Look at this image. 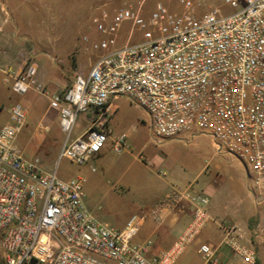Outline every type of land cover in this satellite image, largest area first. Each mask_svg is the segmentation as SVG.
Instances as JSON below:
<instances>
[{
    "label": "built area",
    "instance_id": "1",
    "mask_svg": "<svg viewBox=\"0 0 264 264\" xmlns=\"http://www.w3.org/2000/svg\"><path fill=\"white\" fill-rule=\"evenodd\" d=\"M149 1L121 7L96 23L95 40L82 38L97 57L69 88L50 94L37 80L28 51L21 52L23 67L8 83L18 96L33 89L47 97L46 113H58L65 135L59 158L78 166L89 164L108 145L118 155L130 150L128 135H115L109 126L115 97L141 107L160 140L209 135L220 153L244 164L260 211L253 237L264 245V0H154L146 17ZM165 2L183 11L173 12ZM2 11L9 15L5 5ZM124 22L131 23L130 36L149 29L144 40L119 44ZM89 111V126L72 138L78 116ZM9 116L0 128L3 264H176L210 221L206 193L172 186L155 207L132 215L123 229L100 223L85 205L82 176L62 179L57 168L44 171L38 158L27 159L17 147L27 118L22 104L13 103ZM40 129L50 132L44 121ZM183 200L192 209L189 225L169 249L148 257L152 242L136 243L134 237L147 220L158 221L162 210L172 211ZM225 231L235 254L258 264L259 249L241 243L236 228ZM199 252L204 264L218 263L209 245Z\"/></svg>",
    "mask_w": 264,
    "mask_h": 264
},
{
    "label": "rangeland",
    "instance_id": "2",
    "mask_svg": "<svg viewBox=\"0 0 264 264\" xmlns=\"http://www.w3.org/2000/svg\"><path fill=\"white\" fill-rule=\"evenodd\" d=\"M5 1L9 5L10 18L14 20V32L32 54L37 70H55L53 73L70 85L77 75L87 73L97 57V53L82 43V38L87 36L95 40L96 23L109 20L123 6H135L138 0ZM165 3L173 12L183 11L178 4ZM153 8L154 0H151L146 4L144 16L147 17ZM130 28V22L120 25L119 44L142 42L144 33L149 31L136 29L130 36ZM53 79L47 76L40 82L54 84ZM47 91L53 92L49 88ZM15 102L21 103L27 113L25 126L15 140L17 147L27 159L38 158L44 171L57 168L62 179L82 176L85 179L84 200L96 215L94 217L111 221V225H104L116 228L140 201L155 196L159 182H174L179 178L192 191L204 192L207 188L218 206L221 224L236 228L243 235L239 238L241 243L256 246L253 234L258 220L244 222L246 216L260 214L247 187L251 186V178L237 158L220 153L214 147L209 135L196 133L182 135L183 139L160 140L153 135L149 116L141 107L124 97H115L111 101L109 126L115 135H128L129 153L118 155L108 148L102 160L94 157L89 164L78 166L59 158L65 135L59 127L58 113L54 110L46 113L47 97L33 89L25 96H18L10 84L3 83L0 75V128L9 122V110ZM91 115L89 111L78 116L72 138L84 133ZM42 121L50 126V132L44 134L39 150L30 153L35 134H41L37 131ZM89 165L96 171L91 172ZM163 173L167 176L163 177ZM3 258L0 249V264Z\"/></svg>",
    "mask_w": 264,
    "mask_h": 264
},
{
    "label": "crops",
    "instance_id": "3",
    "mask_svg": "<svg viewBox=\"0 0 264 264\" xmlns=\"http://www.w3.org/2000/svg\"><path fill=\"white\" fill-rule=\"evenodd\" d=\"M5 5L9 11V5L5 0H0V75L3 77V83L9 85L8 80L10 75L18 72L23 67V61L20 57L22 51H27L22 39L16 35L14 32V20L10 18L9 15H5L2 11V6ZM30 52V51H28ZM55 70H37L38 81L45 80L47 76L54 78V82L43 83L45 87L53 92L51 94L63 91L69 88L72 84L66 83L59 75L53 73ZM36 75V77H37ZM76 78V77H75ZM51 85V86H50ZM48 107V105H47ZM40 128V125H39ZM39 133L35 134V139L33 144L30 146L28 152L35 153L39 150L44 139V133L41 129H38ZM117 135V134H116ZM176 139H183L182 137ZM186 139V138H185ZM17 145V144H16ZM111 149L108 145L100 154L96 156V159L102 160L106 154V149ZM60 152V149H59ZM125 153H129L126 151ZM89 165V170H90ZM94 167V166H93ZM91 171V170H90ZM92 172V171H91ZM69 179V178H63ZM172 186H176L180 189L190 188L181 179L176 178L174 182L161 181L157 184V189L155 196H148L144 200L140 201V204L136 206L128 216L123 218L117 229H123L126 225L128 219L134 214H140L155 207L162 198L167 194ZM249 186L250 190V185ZM204 192L209 196L210 202L208 207V212L210 216V221L207 226L201 231V233L195 238V240L186 247V249L177 258L176 264H204L200 255V247L204 244L209 245L215 257L218 259L217 264H247L240 257H238L229 243L226 241V227L220 222V212L218 206L213 203L209 191L207 188L203 189ZM87 209L96 216L92 210L89 209L87 202L84 200ZM96 219L103 224L111 225L110 220H104L102 218L96 217ZM192 219V209L187 200H183L180 204L172 211L162 210L160 212V219L158 221L147 220L141 227L139 233L134 237V242L144 243L151 241L152 245L148 249L147 256L153 257L159 252L169 249L174 242L180 237L184 232L186 227L189 225ZM251 219L259 220V215L253 216L248 215L244 218V222H248ZM243 236V235H241ZM255 241V239H254ZM255 247L260 251L259 264H264V245H259L255 241Z\"/></svg>",
    "mask_w": 264,
    "mask_h": 264
},
{
    "label": "trees",
    "instance_id": "4",
    "mask_svg": "<svg viewBox=\"0 0 264 264\" xmlns=\"http://www.w3.org/2000/svg\"><path fill=\"white\" fill-rule=\"evenodd\" d=\"M258 264H259V262H258Z\"/></svg>",
    "mask_w": 264,
    "mask_h": 264
}]
</instances>
